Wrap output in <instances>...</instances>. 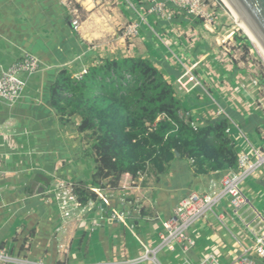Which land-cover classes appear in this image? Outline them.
Masks as SVG:
<instances>
[{
  "label": "crops",
  "instance_id": "0c3cea01",
  "mask_svg": "<svg viewBox=\"0 0 264 264\" xmlns=\"http://www.w3.org/2000/svg\"><path fill=\"white\" fill-rule=\"evenodd\" d=\"M149 3L97 2L103 12L88 14L76 31L71 25V9L63 0H0V78L25 53L36 56L42 64L39 73L24 76L25 90L17 104L9 106L0 100V249L48 263L136 259L158 244L163 223L184 198L192 192L212 193L220 188L226 174L237 171L199 177L190 161L179 158L157 183L143 174V182H136L123 204L119 191L92 188L95 167L82 157L80 119L76 116L63 122L47 105L51 103L52 86L64 70L75 76L101 60L144 57L177 85L183 68L172 55L179 56L186 65L197 66L196 74L209 92L227 113H232L253 144L264 149L263 90H254V96L239 90L243 83L250 85L259 70L252 64L242 66L231 56L230 45L221 46L225 30L221 23L216 33L210 34L199 21L180 11H175L173 21L168 23L147 15ZM140 16L147 24L141 26L139 38H123L124 26L139 21ZM179 96L186 115L198 122L216 119V107L201 88L188 94L179 91ZM70 124L77 130L75 142L68 138ZM230 135L239 153L242 137L235 131ZM68 179L100 190L110 203L107 217L100 209L99 198L79 222L64 218L47 193L58 180ZM243 192L264 216L263 174L244 184ZM224 209L227 229L214 222H202L191 232L197 248L184 254L177 246L175 251L163 252L169 255L163 261L181 264L187 258L198 260L214 253L225 264H234L240 253L238 243L251 245L253 235L243 219L233 216L227 205ZM113 210L125 214V223L110 220ZM243 211L247 222L253 220L251 210ZM97 223L99 227H94Z\"/></svg>",
  "mask_w": 264,
  "mask_h": 264
},
{
  "label": "trees",
  "instance_id": "16d2710c",
  "mask_svg": "<svg viewBox=\"0 0 264 264\" xmlns=\"http://www.w3.org/2000/svg\"><path fill=\"white\" fill-rule=\"evenodd\" d=\"M87 70L81 80L62 71L51 106L63 122L80 119L82 157L95 167L92 188L106 190L109 181L117 189L124 174L160 177L179 158L190 161L199 177L238 169L228 120H203L195 130L177 85L152 60L106 59ZM76 193L83 204L99 200L87 185L79 184Z\"/></svg>",
  "mask_w": 264,
  "mask_h": 264
},
{
  "label": "built area",
  "instance_id": "2783aa9c",
  "mask_svg": "<svg viewBox=\"0 0 264 264\" xmlns=\"http://www.w3.org/2000/svg\"><path fill=\"white\" fill-rule=\"evenodd\" d=\"M210 0H150V8L147 11L148 16H154L168 23L175 17V11H180L190 18L199 21L205 31L215 34L218 26V12L215 3L210 4ZM73 16L71 25L74 30L79 31L82 22L78 9L71 10ZM140 20L129 23L124 26L123 38L126 40H135L141 34V26L147 24L145 17L140 16ZM172 54V53H171ZM178 65L183 68V73L177 80V89L185 93H190L196 89H202L210 102L216 107V118L224 117L229 122L228 133L237 132L242 137L243 144L238 153V169L236 172H230L222 180L220 188L214 189L209 194L190 193L174 209L170 219L163 223L162 231L159 233V242L154 248H147L142 256L132 260H113L89 264H161L158 257L165 251H175L179 246L184 254H189L197 248V242L192 237V230L202 222H214L227 229V216L224 206L229 207L233 216L243 219L247 230L253 235V243L245 245L238 243L239 255L234 264H264V216L255 209L246 194L243 192V185L250 179L257 177L261 173L264 176V149L256 147L250 138L245 134L241 126L232 119L218 102V100L209 92L203 82L196 74V65H186L179 56L172 55ZM42 70V64L36 56L25 53L23 57L12 65L0 78V100L14 106L22 98L25 90L24 76H31ZM84 69L81 73L74 76L81 80L87 74ZM241 92H251L254 90H264V77L260 73H255L250 81V85L243 83L240 86ZM238 93L237 91H234ZM255 92V91H254ZM240 93V92H239ZM260 103L264 106V98H260ZM186 117L191 119L192 127L197 130L198 120L191 118L190 114ZM136 182H143V175L139 176L137 181L132 175L124 174L119 182L116 191L122 194L121 202H125L128 192L133 190ZM78 184L68 180H58L53 189L47 193L58 205L61 215L67 219H75L78 222L93 204L90 201L83 204L76 190ZM109 206V200L101 195L100 190H92ZM244 209L251 210L253 220L243 218ZM112 222L125 223L126 217L122 212L113 210ZM256 223V224H255ZM94 227H99V223ZM65 249V248H64ZM0 264H79L68 261L48 263L44 260H32L29 257L14 255L5 249H0ZM181 264H225L218 255L206 253L198 260L187 258Z\"/></svg>",
  "mask_w": 264,
  "mask_h": 264
},
{
  "label": "rangeland",
  "instance_id": "374dc122",
  "mask_svg": "<svg viewBox=\"0 0 264 264\" xmlns=\"http://www.w3.org/2000/svg\"><path fill=\"white\" fill-rule=\"evenodd\" d=\"M63 1L66 2L67 6L71 10L73 9L79 10L80 19L82 21H84V19H86L88 17V14L90 15V13H96L100 11L103 12V10H101L102 6L98 5L97 2H103L104 0H63ZM210 1H211L210 4L215 3V8L218 12V19H219L218 22L221 23L224 26L223 28L225 29L224 32H222L223 34L222 39L224 40V42L222 43L221 46L230 45L228 49L230 50L231 56L234 57L238 61V63H240L242 66L245 65L248 66L252 64L257 70H259L258 72L262 74L264 77V54L261 51V49L258 47V45L249 36V32H247L246 29H244L241 25L238 24L235 18L236 16L235 13L227 6V4L223 0H210ZM250 93L252 96L255 95L254 91ZM261 94L262 97L264 98V90L261 92ZM240 95L241 94L239 93L237 96ZM261 111L262 113H264L263 107ZM67 127L69 131L68 138H70L72 142H75L74 136H75V132H77L75 126L73 124H70ZM83 143H84V139L82 141V145ZM149 178L150 181L152 180L153 182L156 183L159 180L158 176L153 172L149 174ZM104 185H107L108 188V186H110L109 181H106ZM140 254L143 255V252ZM164 256L169 257V255H166L164 253H161L158 257V260L161 264H166L163 261Z\"/></svg>",
  "mask_w": 264,
  "mask_h": 264
},
{
  "label": "water",
  "instance_id": "95a60500",
  "mask_svg": "<svg viewBox=\"0 0 264 264\" xmlns=\"http://www.w3.org/2000/svg\"><path fill=\"white\" fill-rule=\"evenodd\" d=\"M229 1L232 4L233 8L236 10V12H238L242 17V19L248 24L252 33L256 36V38L264 48V0H229ZM48 93H50V90L48 91ZM47 97H49L50 99L49 95ZM47 105L49 106L51 105V103L47 102ZM228 113L231 118H235L230 111H228ZM176 156L179 157L178 152H176ZM102 207L103 210L105 211L104 218H106L107 217L106 212L108 211V204L106 202H103Z\"/></svg>",
  "mask_w": 264,
  "mask_h": 264
},
{
  "label": "bare ground",
  "instance_id": "6f19581e",
  "mask_svg": "<svg viewBox=\"0 0 264 264\" xmlns=\"http://www.w3.org/2000/svg\"><path fill=\"white\" fill-rule=\"evenodd\" d=\"M223 1L235 13V15H236L235 18H236L238 24L241 25L244 29H246L247 32H249V36L253 39V41L258 45V47L261 49V51L264 54V48H263V46L260 44V42L258 41V39L256 38V36L252 33V31H251L250 27L248 26V24L242 19V17L240 16V14L238 12H236V10L233 8V6H232V4L230 3L229 0H223Z\"/></svg>",
  "mask_w": 264,
  "mask_h": 264
}]
</instances>
